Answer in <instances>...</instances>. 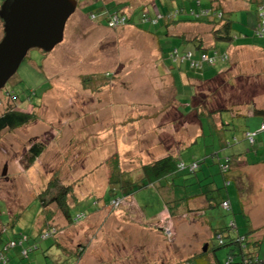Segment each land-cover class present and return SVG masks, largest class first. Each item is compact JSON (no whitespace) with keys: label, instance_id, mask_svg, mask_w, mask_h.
I'll use <instances>...</instances> for the list:
<instances>
[{"label":"rangeland","instance_id":"374dc122","mask_svg":"<svg viewBox=\"0 0 264 264\" xmlns=\"http://www.w3.org/2000/svg\"><path fill=\"white\" fill-rule=\"evenodd\" d=\"M4 1L0 0V9ZM77 1L78 7L67 22L63 42L48 53L37 48L31 49L17 73L0 90V115L7 109L17 108L21 103L22 108L35 117L32 122L14 129L7 128L0 134V243L8 236L18 238L28 235L30 243L38 244L39 248L31 253L30 258L18 264H190V259L204 251L208 242L218 245V240L213 238L216 231L222 230L226 239L228 232L237 235L233 233L234 230L227 229L231 221H235L240 233L258 230L252 239L261 241L256 249L263 255L264 176L261 177L254 166L239 168V164L234 165L233 161L224 169L243 172V181L239 184L241 178L238 181L233 179L232 184L228 185L229 194L228 187H224L223 183L219 182V187H224L221 191L225 198L232 194L236 196L235 200L240 201L238 208L232 205L230 210H226L222 205H217L206 209L205 215L193 211L183 217L169 211L168 207L164 208L159 214L157 228L147 237L149 241L145 247L142 246L144 241L139 234L140 229L134 228V222L140 221L137 213L130 219L126 217L132 225L124 227L116 224L110 226L108 232L107 224H99L100 221L95 230L81 223L87 220L85 213L78 214L80 218L77 221V217L73 220L58 205L55 207L52 198L58 188L71 186L73 195L81 197L78 205L72 207V215L77 211L89 213L95 210L93 204L97 198L89 194L96 186L102 190L106 183H95L96 186H93V182L88 181L90 172L98 170L100 166L95 162L104 157V152L110 156L115 151V146H109L110 142L106 138H113L114 144H118L117 134L128 126L126 113L130 110L147 115L141 119L143 123L139 133L142 138L139 144L145 148L150 142L171 152L186 140L187 130L194 133L195 138L201 133L196 111L193 112L192 123L187 117L181 118L180 113L173 109V105L177 104L174 102L175 82L169 72L170 67H161L165 61L162 45L159 37L151 32L162 29V44L167 56L175 48L185 50L179 38L173 37L163 25L144 27L125 23L112 27L107 24L102 8L85 5V0ZM120 1L123 2L119 3V10L112 12L131 19L140 11L150 13L153 7L158 6L159 0ZM173 1L174 6L182 5L181 0ZM91 13H96L95 19L91 18ZM245 13L246 9L233 11L229 18L234 25L233 34L238 37L231 44H217L219 51H226L230 55L226 64L233 62L236 66L196 86L197 95L192 102L195 109L198 106L206 107L207 110L225 107L234 110L235 105L246 101L252 103L256 99L257 107H264V55L245 52L242 48L248 45L264 46V39L255 35L250 29L251 24L243 20ZM170 20L164 18L166 22ZM204 29L208 30V27L189 30L185 35L190 34L194 38L198 34L206 39L209 34ZM3 36L4 23L0 18V41ZM235 48L238 49L233 54L231 50ZM9 94L18 100H11ZM28 96L32 97L35 107L26 104L29 102ZM179 100L182 101V98L179 97ZM237 101L242 102L236 104ZM162 107L168 114L159 112ZM175 113L179 114L177 119ZM230 120L238 124L241 118ZM107 130L110 132L106 133ZM91 137L94 138L91 147L87 146L86 149L77 145L78 140L85 145L90 144ZM148 139L151 141L148 142ZM201 141L189 149L185 148L182 157L191 161L189 157L192 153L195 155L201 151ZM35 143H43L44 152L30 163L29 149ZM107 147L109 149L104 150ZM98 153L101 157L97 156ZM210 164L211 161L202 162L201 166L208 175L220 181L222 174L217 168L219 164ZM125 167L132 168V162ZM103 168L100 167L105 171ZM191 176L188 174L176 179L172 187L173 197L193 193L192 189L198 186L192 184L194 180ZM71 179L83 182L76 184ZM163 186L168 187L164 183ZM165 188L145 185L135 190V200L132 199L133 195L124 197L119 203L113 202L116 198L112 199L110 211L125 207L126 214L128 209L136 210L138 203L147 217L156 216L162 206ZM44 208H47L46 212L56 214L52 224L57 232L54 236H74L67 251L57 247L55 239H38L37 224L46 215ZM16 212L20 214L18 217L14 214ZM69 221L72 222V229L68 233L63 231L62 226L67 227ZM206 221H210V226ZM80 243L88 247L79 246ZM81 247L86 249L82 256L74 252V249ZM228 249L221 247L216 250L220 261H225ZM17 251L13 249L9 254ZM36 254L38 259L35 258Z\"/></svg>","mask_w":264,"mask_h":264},{"label":"crops","instance_id":"0c3cea01","mask_svg":"<svg viewBox=\"0 0 264 264\" xmlns=\"http://www.w3.org/2000/svg\"><path fill=\"white\" fill-rule=\"evenodd\" d=\"M181 1H182V5H178V6L175 5L174 6L173 0H159L157 2L158 6L153 7L150 12L154 14L155 12H158L159 10H163L164 12H166L168 10H173L174 8L175 9L185 8L186 9L185 13H187V16H183L184 14L181 16L182 18H185V17H193L191 15V13L193 14L194 12H199L201 10V8H203V9L209 8V9L218 10V12L220 11L219 13L223 14V16H219V17L224 18V19H229L232 17L231 13L233 11L246 9V13H245L243 20H247L249 22V24H251L252 28H250V29L251 30L253 29L254 34L257 35L256 30L259 26L258 10H259V5L264 4V0H200V4H199L198 0H181ZM121 2H123V1H120V0H85V5H93V7H95V9L102 8L101 11L103 12V14H106V11H108L109 7L120 6L119 3H121ZM209 9L205 10V11L209 12ZM210 13H212V12H210ZM91 14H96V13H91ZM201 14H202L201 16L199 15L200 19L206 20L208 22H211V21L217 19L211 15L204 14V11H202ZM170 22H172V21H167V22L164 21V23H161L160 25H163V27H165L167 29V31H169L172 34L173 37H178L179 42L182 45H185V47H184L185 49H188V50L191 49L195 52V54L197 56H199L202 50H200L197 45H199L201 43L200 40H202L203 48H205L207 50H211L214 47H216L214 49L219 51L217 49V44L221 43V42L216 41V39L212 33L213 26L210 23H199V22H176V23L172 22V23H170ZM167 24H169L168 27L166 26ZM157 26H159V24H157ZM157 26H155V27H157ZM201 26L208 27V30L204 29V30H206V33L208 32V34H209L208 38L205 39L198 34L195 35L194 38L191 37L190 34L185 35L186 34L185 32H188L189 30H197L198 27H201ZM144 27H146V26H144ZM233 27H234V25H233ZM161 30L162 29L157 30L156 33L151 32V31L150 32L159 37V43L162 45L163 55L165 58L164 64L161 65V67H165V68L170 67L169 72H170V74H171V76L175 82V88H176L175 93L176 94L174 95V100H175L174 102H177V104H176V106L173 105V107H174L173 109L177 110L180 113L181 118L186 116L190 120V122H192V119H193L192 102H193V99L195 97V94L197 95V93H196L197 87L196 86H199V84L201 85L202 83H205V82L213 79L215 76L219 75L220 73H223V72L228 71L229 69H232L233 66L235 65V63L232 62L231 64L228 65V64H226V62H220L215 67H208L207 66L202 70H192L187 66V64L175 62L169 56H167L164 53V48H163V44H162L164 39L162 38L163 35L161 34ZM237 37L238 36L235 35L234 39ZM232 42H230V44ZM238 48L231 50V52H233V54H234L235 51L237 52ZM242 48H244L243 51H245V52H251L253 54L264 55V46L263 45H258V46H254V47L248 45V46H245ZM177 49L180 52H184L183 49L182 50L179 48H177ZM222 52L227 53L229 55V53L226 51H222ZM229 57H230V55H229ZM234 57H235V55H234ZM227 62H229V61H227ZM254 63L256 64V62H254ZM259 67L262 68L261 65H259ZM166 70L167 69H165L164 71H166ZM164 74H167V73H164ZM229 80L230 79H228L227 81H229ZM195 83H198V84L195 85ZM179 97L182 98L181 102L179 101ZM243 101H246V100H243ZM253 101L254 102H252V103L250 101L249 102L246 101V102H243L242 104H240V102H242V101H237L235 103L236 104L239 103L240 105H235V108L232 105L234 110L230 107L229 108L225 107L227 110H224V112L222 114L220 113L219 115H216V118H218V119H216L215 121L217 124V129H218L217 131L219 134V147H221V148H219V150L222 149V151H223L222 155L232 156L234 165H235V163L239 164V165H237V167H239V168L240 167H247V166L248 167L254 166L255 168H257L256 169L257 173L261 177H263L264 176V130H261V125H262V122L264 121V113H262V110L264 111V107H257V105H256L257 99L253 100ZM164 109H165V107H162V109L159 110V112L161 114H164V113L168 114V112H166ZM183 110L186 112L188 111L189 115L184 114L182 112ZM155 114H153V116H155ZM126 116L128 117L127 118L128 126L122 128L121 133L117 134L118 141H119L118 144H114L115 141L113 140V138L112 139L106 138L110 142L108 144L109 146H111V147L115 146V151L110 156L108 155V153L104 152L105 153L103 155L104 157H102L99 162H97V163L95 162V164H98L100 167H104L103 169H105V171L101 170L100 167H98V165H96V167H98V170L96 172L91 171L90 175H89V176H91V178H89L88 181L93 182V186L94 185L96 186L95 183H101V184L106 183L105 188H104V184H103L102 190H98L96 188L97 187L96 186L95 188H93V191H91L89 194L91 197L96 196V198H97L95 201V205L93 204V206L95 207V210L93 211V209H92L91 210L92 212H89V213H87L85 211H77L75 213V215H72V212H71L72 207L78 205V203L81 200V197H79L78 195L75 196L72 194L71 202L69 203L70 216L74 220L78 216V214L85 213L87 215V220H85L81 223H84V225L86 227H88L87 226V224H88L89 229L95 230L94 228L98 226V222L100 221L99 224H101V223H103L102 225L107 224L106 229L109 232L110 231L109 227L115 226L116 224H120V226H124V227H128L129 225H132L131 223H128L127 218L130 219L131 216H133L137 213L140 221L134 222V223H136L135 224L136 226L134 228L140 229L139 234L142 236L141 237L142 241H144L142 246L145 247V246H147V240L149 241L148 238L153 234V231H155V227H153L152 224L158 219L160 212L164 208L163 207L164 204H167L168 202H170L168 204L170 205L171 210L173 212H175L176 214H180L181 217H183V215H185V214H188L187 212L189 210L199 211L201 214L205 215L207 212L206 208H210L209 207L210 204L216 203L215 194L218 193L216 191L217 187L221 188V189L224 188V187H219V182L221 184L222 183L224 184V177L222 176L221 180L218 181L217 178L211 177L210 175H208V172H206L204 170V168L201 166L197 172L196 178H194L193 179L194 181L192 182V184L197 185L198 187L192 189L193 193L191 195H185L184 196L185 199L179 204H177L175 202V199L177 197H173V195H172V187L175 186L174 185L175 181L173 180V178L172 177H168V179L156 178L155 184H154L155 187L160 188V189H164L165 187L163 186V183L167 184V186H168L167 188H165V190H166L165 194L163 196L161 194V196L163 197L162 198V206L160 207V210L158 211L156 216L150 215L149 217H147L145 215L143 209H142V206H139V204L137 202H136L137 207H136V210H134V211L133 210L130 211V209H128L127 210L128 212H126V214H125V210H124L125 207H123V209H121V210L112 209L113 212H111L109 207H110V202L113 199V197L115 195H123V197L131 196L129 194V192H127V191L130 190L133 183L142 181L141 180L143 178L142 176H144L143 175V167L145 165H147V164L149 165V164H151L157 160L163 159L169 155H175V156H181L182 157L183 150L185 148L189 149V148L193 147L195 145L194 144L195 141L198 138L202 139V141H201L202 149L198 154L196 153L194 155L193 154L194 152H193L191 155V158L189 157V160H195L196 158H199V157L201 158L203 156H206L207 159L204 163H206L207 161L208 162L211 161L212 165L210 164V166L218 164V162H217L218 160L214 159L210 155V151H209L210 148L208 149L207 142H206L207 139L205 138V136L201 135V133L198 134L197 137L195 138L194 133H190L187 130L186 140L182 141L180 143L177 150L175 149L174 151H171V152H168L167 149L164 151L162 148H160L161 146L159 144L150 143L149 142V141H151L150 139H148L149 146H147L146 148L144 146H141L140 144H141L142 138H141V134H139L140 128H141L140 126H142V123H143L141 119L146 118L147 115L145 116L139 112H136V111L134 112V111L130 110L128 113H126ZM175 116H176L175 119H177L179 114L175 113ZM230 118H241V120L238 121V124L233 121V124H235L234 126L236 128L235 131H223L221 129L222 122L225 120V121H227V123L230 124L232 122V121L230 122ZM107 132H110V131L107 130L106 133ZM247 132L248 133L249 132H256L254 143L250 142L251 143L250 144L249 141H247V138L245 136ZM150 134H152V133H150ZM233 136H237V138L235 139V138H233ZM156 138H158V137L156 136ZM232 138H233L234 142H233ZM228 140H230V141L232 140V143ZM90 141H91L90 144L85 145V144L81 143L80 140H78L77 145H79L80 147L83 146L84 148L87 149V146L91 147L93 145L94 138L91 137ZM96 141H98V139ZM139 142H140V144H139ZM226 142H228V143L230 142L231 145H229ZM197 143H198V141H197ZM76 148H78V147H76ZM108 149H109V147L104 148V150H108ZM216 150H218V149H216ZM97 156L101 157L100 153H98ZM130 162H132V168L128 169L125 167V165H129ZM218 166L219 165H217V168H219ZM118 167L120 168V171L122 172L120 174L122 176L121 180H119L117 178V175H116ZM243 174L244 173L239 171L238 169H234L231 171V175H232L233 179H237V181H238V178H241L238 181L239 184L243 181ZM113 180L116 181V184L120 185L119 187L122 188L123 193L119 192L120 188L117 187V185H114V187H112ZM71 181H72V183H76V184L80 183V181L83 182L82 180L76 181L75 179H73V180L71 179ZM186 185H189V184L187 183ZM170 186H171V188H170ZM115 187H117V188L115 189ZM229 187H228L227 194H229ZM99 191H103V192L99 193ZM114 193H115V195H114ZM173 193L175 194V192H173ZM205 193L208 194L207 198L205 197L206 196ZM132 195H133L132 199L135 200L134 194H132ZM224 196H225V194H224ZM84 197H86V196H84ZM209 197L212 198V200L209 199ZM227 198H229L231 200V204L234 206V208H238V206H239L238 204L240 201L235 200L236 196H234L232 194V196L228 195ZM206 199H209L210 204L208 203V201ZM42 204H43V202H42ZM54 205H56L55 207H57V204L55 202H54ZM180 205H182V206H180ZM46 210H47V208H44L46 215L42 218L40 224H37V226L39 227L38 228L39 233L42 229L47 228V225H52L54 222V219L56 217L55 216L56 214L46 212ZM14 214H16V217H18V215H20V214H18V212L14 213ZM59 217L62 218V216H60V215H59ZM103 220H104V222H103ZM12 222H15V221L12 220ZM206 224L208 226H210V221H209V223L206 221ZM71 226H72V222L69 221V224L67 227L62 226L63 231H65V232L67 231L69 233L72 229ZM8 228H6V229H8ZM152 228H154V230ZM64 235H66V234H64ZM64 235L59 236V237H55V238H50V239H53V240L55 239L57 247H60L64 251H67L68 247L71 245V242L74 241V239H73L74 236L72 237L70 235L71 237L67 236V238H64ZM8 238H10V237L8 236ZM53 243L54 242L52 241V244ZM1 245L2 244L0 243V246ZM78 245L79 246H82V245L85 246L86 244L80 243ZM87 247H88V245H86V248ZM74 250L76 251L77 249H74ZM83 253H85V252H83ZM10 256L13 259V261L9 264H18L19 261H22V262L24 261L23 258L20 256L19 249L17 252H12V254ZM35 258L36 259L39 258L37 256V254L35 255ZM82 258H81V260H82Z\"/></svg>","mask_w":264,"mask_h":264},{"label":"trees","instance_id":"16d2710c","mask_svg":"<svg viewBox=\"0 0 264 264\" xmlns=\"http://www.w3.org/2000/svg\"><path fill=\"white\" fill-rule=\"evenodd\" d=\"M199 4H200V0H198ZM260 6H264V4H260ZM119 6H114V7H109L108 11H106V13L112 12L113 10H119ZM209 8L203 9L201 8V10L199 12H194L193 14L191 13V15L193 17H185L182 18L181 16H187V13H185V8H177V9H173V10H168L166 12H164L163 10H159L158 12L153 13H147V11H140V14L137 13V15H134L131 17V19H129L128 23L131 24H138V25H142V26H147V27H155L157 26V24H161L164 23V19H160L157 23H153L152 21H143V14L147 13L150 16H156L157 14H164L165 16L167 14H169L170 12H175L176 10L178 11V14L176 16V18L171 19L170 21L176 23V22H199V23H210L213 26V30L212 33L216 39V41L218 42H232L234 40V34H233V24L232 21L229 19H224L219 17V12L218 10L215 9H209ZM202 11H204V14L207 13L206 15H211L215 18H217L216 20H213L211 22H208L206 20L200 19V16L202 15ZM212 12V13H210ZM259 13V10H258ZM200 15V16H199ZM199 16V17H198ZM105 20L107 21L108 19V15L104 14ZM219 17V18H218ZM152 19V17H149ZM181 18V19H180ZM163 20V21H161ZM170 22V23H172ZM259 22H260V17H259ZM148 24V25H147ZM169 26V24H167V27ZM258 29V28H257ZM256 34L257 30H256ZM260 36V35H258ZM263 37L264 36H260ZM201 43L199 45H197L199 47L201 51V53H214L215 51L218 52L219 54H224L223 52L217 51L214 49V52H212L211 50H207L205 48H203V43L202 40H200ZM191 50V49H190ZM185 51H188V49H185ZM164 53H166L164 51ZM222 60H219L218 62H216L215 64H208L205 63L203 64L201 67H198L197 69H192L190 67L189 64H187V66L192 69V70H202L205 67H215L219 62H221ZM222 62H227V61H222ZM9 97L11 100L13 101H17L18 98L16 96H12V94H9ZM29 97V102H27L26 104L30 105V106H34L35 104L32 102L31 100V96ZM27 98V97H26ZM181 102V100H179ZM19 107V108H18ZM17 108L14 109H7L5 112H3L0 115V134L3 130L5 129H14L17 127H20L24 124H27L29 122H32L35 117L33 114L26 112L22 106L21 103L19 104ZM193 107V104H192ZM198 107V106H197ZM196 109L193 107V112L196 111V116L198 118V120L200 121V125H201V135L205 136V138L207 139V147L208 149L210 148V155L218 160V164H219V172L222 174V176L224 177V187H228V185L232 184V176H231V172L230 169H224L225 166H227L229 164L230 161H233L232 156L230 155H222L223 151L222 149L219 150V134H218V129H217V124H216V115H219L220 113L222 114L224 112V110H227L226 108H219L216 110H207V108H203V107H198V109ZM184 114H188L189 112L187 111H182ZM262 113H264V111L262 110ZM186 117V116H184ZM232 121V122H231ZM230 122L232 123H227V121H223L222 122V127L221 129L223 131H235V126L233 124V120H230ZM264 123V121L262 122V124ZM262 126V125H261ZM248 133V132H247ZM247 133H246V138L247 141H249V143L251 142L248 137H247ZM200 135V136H201ZM233 138H237V136H233ZM232 138V140H233ZM201 138H198L194 144L197 143V141H200ZM232 140H228L232 143ZM255 140V139H254ZM228 143L229 145H231V143ZM234 142V140H233ZM199 143V142H198ZM251 143H254L251 142ZM250 143V144H251ZM253 145V144H252ZM218 149V150H216ZM44 152V144L43 143H35L33 144L30 149H29V161L30 163H33L37 158L40 157V155ZM206 156L203 157H199L196 158L195 160H191V161H187L186 159H184L181 156H175V155H169L163 159L157 160L151 164H147L143 167V178L141 179V182H135L133 183V185L131 186L130 190L127 191L129 192L130 195L134 194L135 190L138 188H141L145 185H154L155 184V180L156 178H165L168 179V177H172L174 182V185L176 184V179L185 176V175H192L190 178L194 179L197 176V172L199 170V168L201 167L202 162L206 161ZM194 164H197V168H192V166ZM122 172L120 171V168H117V178L119 180H121L122 176L120 175ZM195 176V177H193ZM186 180H188V178H186ZM114 185H117V187H119V184H116V181L113 180L112 182V187H114ZM122 185V184H121ZM155 186V185H154ZM115 187V189L117 188ZM120 188V187H119ZM216 191L218 193L215 194L216 198L215 201L216 203L214 204H210L209 199L212 200V198L209 197V199H206L208 201V203L210 204V208H214L217 205H222L224 209H226L224 207V202H227L229 204V207L226 210H230L232 204H231V200L229 198H225L222 194L221 188L216 189ZM122 192V188H120V191ZM123 193V192H122ZM73 194V188L67 187V186H60L58 188V190L56 191V193L53 196V202H55L60 209H62L64 211V213L67 215V217H70V207L68 204V199L69 197ZM206 194V193H205ZM218 194V195H217ZM115 195V193H114ZM208 194H206V198H207ZM117 197H123V195H115L113 197V199L117 198ZM185 199L184 196H180L177 197L175 199V202L177 204L181 203L183 200ZM174 202V203H175ZM170 203V202H168ZM164 204L163 207L164 208H170L169 211L173 212L171 210V207L169 204ZM163 208V209H164ZM209 209V208H206ZM163 211V210H162ZM194 210H189L187 213L191 214L193 213ZM69 215V216H68ZM159 218L152 224L153 227H156L157 223H158ZM53 227V225H47V228L42 229L40 231V233L38 234V239L40 238L41 240H47L50 238H55L56 236H50L47 238H43L42 234H43V230H50ZM157 228V227H156ZM228 231L231 230L233 231V233H236L237 235H231L228 233H226V236L228 237L227 239L223 237L222 235V230L220 231H216L214 234V239L218 240V245H211L210 242H208V247L206 251H202L199 254L195 255L194 257H192L190 259L191 264H264V254L260 255L259 252L256 248L258 247V245L261 244V241H259L258 239H252L253 234H255L258 230L257 229H252L251 231H248L246 233H240L239 232V227L237 226L235 221H231L230 225L227 226ZM26 237L25 240H23V238ZM22 240V242L20 243V241ZM0 241H1V236H0ZM16 242L15 246H10L9 244L11 242ZM2 245L0 246V255H2V253L6 254V258L8 259L6 264H9L13 261V259L10 257V251L13 249H19L20 252V256L23 259H29L31 256V253L34 252L36 249H38V244L36 242L34 243H30V237L28 235H22L20 237H10L8 239H6L3 243H1ZM84 247V246H83ZM221 247H228L229 249L227 250V256L225 258V261H220V259L217 256V249L221 248ZM255 248V250L253 249ZM26 249L27 250V254L25 255L23 253V250ZM85 249L84 248H79L76 251H74L76 254H80L82 256L83 252Z\"/></svg>","mask_w":264,"mask_h":264},{"label":"water","instance_id":"95a60500","mask_svg":"<svg viewBox=\"0 0 264 264\" xmlns=\"http://www.w3.org/2000/svg\"><path fill=\"white\" fill-rule=\"evenodd\" d=\"M77 0H5L0 9V90L17 73L31 49L51 52L63 42ZM205 245L204 251L207 250Z\"/></svg>","mask_w":264,"mask_h":264},{"label":"built area","instance_id":"2783aa9c","mask_svg":"<svg viewBox=\"0 0 264 264\" xmlns=\"http://www.w3.org/2000/svg\"><path fill=\"white\" fill-rule=\"evenodd\" d=\"M178 14V11L176 10L175 12H170L169 14H167L166 16L164 14H157L156 16H150L147 13L143 14V21H152L153 23H157L160 19H164V18H170V19H174L176 18ZM207 14V13H205ZM106 15H108V20H107V24L115 27L118 26L120 24H125L129 22V17L126 15H121L119 13L116 12H109L106 13ZM97 15L96 14H92L91 18L95 19ZM219 16H223V14L219 13ZM149 17H152L149 18ZM259 17H260V22H259V26L257 29V33L260 36H264V6H260L259 7ZM169 57L178 63H182V64H189L190 67L192 69H197L198 67H201L203 64L208 63V64H215L216 62H218L219 60L222 61H228L229 60V55L227 53L224 54H219L218 52H214L212 54L210 53H200L199 56H197L195 54V52L193 50H188L185 52H180L177 48L173 49L170 54ZM261 130H264V123L261 126ZM255 135L256 132H249L247 134L248 139L253 142L255 139ZM197 164H194L192 166V168H197ZM124 197H117L116 200H114L113 202L119 203ZM224 207L227 209L229 207V204L227 202H224ZM80 218V216H77L76 220L78 221ZM56 232V229L53 227L50 230L44 231L42 234L43 238H47L50 236H53ZM26 237L23 238V240H25ZM22 242V240L20 241V243ZM11 247L16 245V242H11L9 244ZM23 253L26 255L27 254V250L24 249ZM4 254V253H3ZM8 261V259L6 258V255L2 256L0 255V264H6ZM191 264V263H190Z\"/></svg>","mask_w":264,"mask_h":264}]
</instances>
